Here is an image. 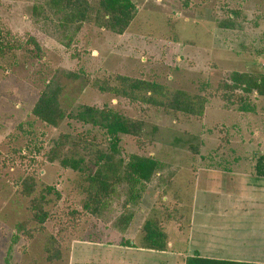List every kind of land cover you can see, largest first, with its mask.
<instances>
[{"label": "rangeland", "instance_id": "rangeland-1", "mask_svg": "<svg viewBox=\"0 0 264 264\" xmlns=\"http://www.w3.org/2000/svg\"><path fill=\"white\" fill-rule=\"evenodd\" d=\"M80 1L89 11L75 22L52 0H0V264L240 255L242 230L264 226V175L255 169L264 156V96L226 84L232 72L264 73V0H131L135 12L121 33L101 25L99 0ZM128 80L161 89L124 94ZM52 87L63 111L54 125L33 113ZM176 91L201 114L143 101L165 102ZM244 99L250 111L240 108ZM84 105L128 125L115 158L161 164L134 191L120 180L99 217L81 208L91 164L79 172L60 162L108 151L105 129L76 118ZM33 204L47 212L42 224ZM148 220L165 232L161 251L143 238Z\"/></svg>", "mask_w": 264, "mask_h": 264}, {"label": "trees", "instance_id": "trees-1", "mask_svg": "<svg viewBox=\"0 0 264 264\" xmlns=\"http://www.w3.org/2000/svg\"><path fill=\"white\" fill-rule=\"evenodd\" d=\"M100 9L103 11V17L106 16L105 22L101 25L111 30L121 33L133 18L135 12V4L131 0H99ZM52 4L65 14L66 19L70 21H83L86 18L89 6L80 0H52ZM99 8L96 10L98 13ZM228 27V26H227ZM33 41V39H31ZM38 48V47H37ZM122 93L129 94L141 87L146 92H158L161 87L153 83L143 80L132 81L128 83L122 81ZM227 87H240L244 92H256L257 95L264 96V73L262 72H232L231 83ZM56 88L48 90V94L41 95L39 102L34 106L33 113L49 124L56 122L63 117V111L59 106L55 95ZM127 91V92H126ZM151 94V93H150ZM130 95V94H129ZM152 97V96H151ZM149 96L143 98V101L154 102L164 107H171L175 111L188 114H201V109L196 110L189 96L183 91H176L171 100L165 102H157ZM52 103V106L51 104ZM251 104L245 102L240 106L243 111H250ZM76 118L84 123L99 125L103 127L107 133V141L109 144L108 151L96 150L90 162H84L83 158L74 159L64 157L60 160L61 164L73 170L82 172L86 166L91 164L87 172L86 185L82 188L85 192L81 208L88 214L99 217L105 210L106 201L115 190V186L120 180L126 181L130 189L134 191L138 183H147L150 181L154 172L161 168V164L155 158L139 156L132 154L127 160L122 157L115 158L118 151L119 136L122 134H130L128 125L116 113L102 108L97 109L93 106L84 105L76 114ZM86 164V165H85ZM256 174L258 177L264 175V156H259L255 162ZM84 172V171H83ZM136 196L135 192H132ZM35 210L34 217L42 224L47 219V212L41 208L40 204H33ZM127 216L124 221L127 220ZM126 224H124L125 226ZM123 226V225H122ZM22 227L19 224L18 228ZM144 240L157 251L164 249L165 232L159 229L157 224L147 221L143 225ZM129 242V241H128ZM184 264H264L256 262H241L229 259H217L201 256L198 253L187 256Z\"/></svg>", "mask_w": 264, "mask_h": 264}, {"label": "crops", "instance_id": "crops-1", "mask_svg": "<svg viewBox=\"0 0 264 264\" xmlns=\"http://www.w3.org/2000/svg\"><path fill=\"white\" fill-rule=\"evenodd\" d=\"M241 212H246V214L248 215L247 211ZM261 217H263V215ZM248 218H250V220L256 219L252 216V214H250ZM242 232L243 233L241 234L243 236V240L241 242L242 250L240 252V255H237L229 260L264 263V226L261 228L258 227V229H256V227L254 226L248 227L247 229L242 230ZM132 244H134V242ZM110 264L114 263L111 262Z\"/></svg>", "mask_w": 264, "mask_h": 264}]
</instances>
